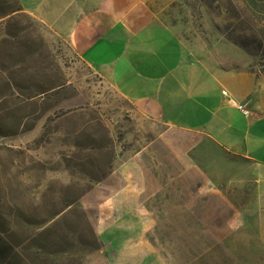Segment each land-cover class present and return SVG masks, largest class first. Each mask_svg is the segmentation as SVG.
Here are the masks:
<instances>
[{
  "label": "rangeland",
  "instance_id": "obj_1",
  "mask_svg": "<svg viewBox=\"0 0 264 264\" xmlns=\"http://www.w3.org/2000/svg\"><path fill=\"white\" fill-rule=\"evenodd\" d=\"M17 7L0 0V264H109L99 234L107 183L165 128L144 120L63 38L24 11L7 15ZM163 19L183 39L236 45L264 72V5L171 0ZM201 150L190 154L199 166H151L158 179L189 180L184 189L205 193L209 209L183 220L186 233L169 229L179 249L152 251L145 264H264V252L250 257L245 225L231 235L228 212L214 218V189L227 192L230 168L216 149Z\"/></svg>",
  "mask_w": 264,
  "mask_h": 264
},
{
  "label": "crops",
  "instance_id": "obj_2",
  "mask_svg": "<svg viewBox=\"0 0 264 264\" xmlns=\"http://www.w3.org/2000/svg\"><path fill=\"white\" fill-rule=\"evenodd\" d=\"M18 1L144 120L165 128L156 142L119 163L117 178L107 183L99 234L108 263L145 264L157 258L152 251L168 244L179 249L181 241L168 230L183 234V220L206 218L205 193L190 194L189 180H161L151 170L199 166L190 154H206L204 145L220 153L231 174L227 192L214 189V218L228 212L229 234L245 225L250 257L264 252V72L251 66L248 54L230 42L183 39L163 19L171 0ZM233 244L237 249V234Z\"/></svg>",
  "mask_w": 264,
  "mask_h": 264
},
{
  "label": "trees",
  "instance_id": "obj_3",
  "mask_svg": "<svg viewBox=\"0 0 264 264\" xmlns=\"http://www.w3.org/2000/svg\"><path fill=\"white\" fill-rule=\"evenodd\" d=\"M14 2L16 3V5H18L17 9L12 10V12L11 13H7V15L8 14H13V13H15L17 11H23L19 1L18 0H14ZM243 2L246 4L247 7L252 8V9H258L260 4L264 5V0H243ZM242 46L245 47V49L246 48L248 49V47L246 45L245 46L242 45Z\"/></svg>",
  "mask_w": 264,
  "mask_h": 264
},
{
  "label": "built area",
  "instance_id": "obj_4",
  "mask_svg": "<svg viewBox=\"0 0 264 264\" xmlns=\"http://www.w3.org/2000/svg\"><path fill=\"white\" fill-rule=\"evenodd\" d=\"M224 95H226V92H223ZM238 110H240L245 116L250 115V111L246 108V105L244 104H238L237 105Z\"/></svg>",
  "mask_w": 264,
  "mask_h": 264
}]
</instances>
